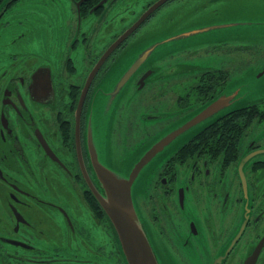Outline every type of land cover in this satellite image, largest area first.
Listing matches in <instances>:
<instances>
[{
    "label": "flooded vegetation",
    "instance_id": "obj_1",
    "mask_svg": "<svg viewBox=\"0 0 264 264\" xmlns=\"http://www.w3.org/2000/svg\"><path fill=\"white\" fill-rule=\"evenodd\" d=\"M72 1L73 31L58 72L50 64L31 58L17 64L16 55L12 56L14 62L0 65V264H126L110 218L83 171L96 184L89 112L105 76L119 65L128 49L145 42L136 36L141 27L177 0H167L156 8L106 57L89 82L101 55L157 0H105L101 5V0ZM4 6H0V15ZM113 12L119 14L120 22L95 51L98 46H91L92 28L87 26L95 17L103 23ZM80 44L85 52L81 69L72 55ZM155 59L145 61L132 75L128 86L132 84L133 91L158 80L168 84L174 80L169 69H160L166 65L165 57ZM218 68L222 67L192 64V73H177L183 79L194 77L187 83V94L181 96L183 105L173 110L152 106L144 113L146 121L159 124L154 114L161 112L166 115L161 121V130H165L218 96L228 82L218 85L212 99L194 88L203 80L201 73ZM142 78L144 85L140 87ZM116 111L117 105L107 144L116 140ZM199 132L183 144L196 139L186 153L176 152L181 145L156 171L152 183L134 193L157 258L160 264H245L256 253L254 264H264V232L250 235L251 227L258 225L254 228L257 232L264 218V152L243 164L246 184L240 170L243 158L264 149V141L243 139L236 158L225 163L223 155L197 151V142L204 140L197 137ZM142 143L140 140L130 147L136 149ZM107 152L110 165L119 170L121 165L111 161L109 146ZM60 176L68 180L66 186ZM96 186L104 193L101 184ZM247 215L241 236L226 253Z\"/></svg>",
    "mask_w": 264,
    "mask_h": 264
},
{
    "label": "rangeland",
    "instance_id": "obj_2",
    "mask_svg": "<svg viewBox=\"0 0 264 264\" xmlns=\"http://www.w3.org/2000/svg\"><path fill=\"white\" fill-rule=\"evenodd\" d=\"M170 4L164 6L154 18L141 27L142 32H138L136 36L145 42L128 49L120 59L124 62L122 61L117 67L119 71L123 64H125L124 68L127 67L131 51L137 53L140 48L151 45L155 40L169 44L160 53L158 52V56L165 57L166 60V65L160 66V69L165 72L169 69L175 78L169 82L170 84L166 80H158L137 91H133L131 84L123 87L118 95L106 96L100 102L102 109L107 112L118 100L113 119L116 140L111 139L107 144L110 140L109 133L107 137L102 136L101 129L98 130L100 144L97 149L103 161L108 159L109 146L112 151L111 161L128 168L145 149L147 143L160 137L163 131L161 121L166 115H162L161 112L154 114L160 119L159 124H156L155 121L147 122L144 113L146 109L155 105L167 110L177 109L178 106L183 105L185 100L181 96L186 93L189 86L187 83H190L194 77L184 78L186 81H183L182 76L177 73L185 75L192 73L190 69L192 64L222 67L229 71L230 78L225 88L233 98L220 113L253 102H262L264 107V73L260 74L264 69V0H177ZM3 11L0 15V65L14 62L12 56L16 55L17 64L20 63V59L31 58L35 62L50 64L54 71L58 72L64 60L63 53L66 51L67 40H70L69 36L73 31L71 25L75 18L73 1L18 0L8 3ZM118 20L119 14L113 12L103 23L95 17L94 22L87 26L92 28L90 35L93 38V45L91 46L93 48L98 46L95 51L101 48V40L105 39L111 30L117 28L120 22ZM111 25L114 28H111ZM202 28L210 29L166 41L171 38L170 35L177 34L181 30L192 31ZM176 41L177 43L173 44ZM84 53L82 44L72 52L79 69L83 63L85 64L82 59ZM185 57H193L196 61H188ZM113 73L107 74L104 78L103 86L107 90L115 88L122 72L115 77L112 76ZM116 74L115 72L114 75ZM182 83L185 84L180 85ZM164 91L168 95H161ZM179 100L183 101L179 103ZM122 104L124 107L121 109ZM106 120L97 123L102 127ZM211 121L213 116L167 144L151 161L150 166L142 172L135 189L140 190L149 186L160 166L187 142L193 133ZM243 139L264 141V120L254 121ZM140 140L144 143L138 148L130 147ZM60 177L64 180L63 186H66L68 180L64 176ZM7 211L11 213L9 208ZM2 218L0 214V221ZM260 223L257 232L254 228L258 225L255 224L250 229L251 234L248 232V235L263 233L264 218ZM63 243L71 244L65 241Z\"/></svg>",
    "mask_w": 264,
    "mask_h": 264
},
{
    "label": "water",
    "instance_id": "obj_3",
    "mask_svg": "<svg viewBox=\"0 0 264 264\" xmlns=\"http://www.w3.org/2000/svg\"><path fill=\"white\" fill-rule=\"evenodd\" d=\"M105 0H101L98 5H101ZM167 0H157L154 2L137 20L136 22L130 26L118 39L101 55L95 69L91 72L88 82L90 78L93 77L95 70L103 63L106 57L126 38L128 37L138 26L160 5H162ZM97 5V6H98ZM96 6V7H97ZM210 28H202L195 29L192 31H179V33L170 35L171 38L166 41L175 40L177 38L183 37V35H190L192 33H197L199 31L209 30ZM177 43L173 42V44ZM166 45L164 42L155 41L151 43V45L140 48V51L137 53H133L131 51L129 55V63L127 67L124 68L125 64H123L121 70L119 71V67L115 68L112 72L113 77L117 76L121 73V77L119 76V82L115 85V88L111 90H107L103 86L104 80L98 85L91 102L90 115H89V140H90V148L95 149L92 152L93 164L95 169L96 176V184H101L103 187L102 193L96 186V184L92 181L87 171L84 170L85 178L93 190L96 198L98 199L100 205L108 214L110 221L112 223V227L118 238L120 243L121 250L125 257L126 264H160L155 249L151 243V237L148 233V230L145 226L144 217L137 205L135 199V185L138 180L141 178L142 172L150 166L151 161L156 157V155L165 148V146L181 135L183 133L190 132L196 125L200 124V122H204L206 119L213 116V121L218 119L219 117L233 111L236 108L227 110L223 113L220 111L228 105L233 96L228 94L226 88L215 98L209 101L207 104L201 106L196 111L185 115L180 118L167 129L163 130L160 133V137L151 141L145 149L138 155V158L133 162L132 166L129 165L125 167H121V169L117 170L112 167L109 163V160L103 161L100 157V153L97 149L100 144L99 140V128L101 129V135L106 136L109 133L110 124L112 114L114 112L117 101L112 105V107L105 112L104 109L100 106V102L109 95L115 96L118 95V92H121L126 86H128V82L132 75L136 72V70L144 64L145 61H154L155 57L158 56V52L165 48ZM172 45V43H170ZM123 60L120 61V63ZM124 62V61H123ZM119 63V64H120ZM124 68V69H123ZM116 70V71H115ZM111 72V73H112ZM115 72L117 73L116 75ZM149 73V72H148ZM147 73V74H148ZM264 73V69L260 74ZM146 74V75H147ZM143 76V77H146ZM118 80V79H117ZM88 82L86 84H88ZM117 83V81H116ZM144 85L143 78L140 80L139 86L142 87ZM124 87V88H123ZM86 90L84 88L80 105L82 104L85 97ZM101 111V112H99ZM103 119H107L106 123L99 125L97 122L102 121ZM211 121V122H213ZM96 122V123H95ZM210 122V123H211ZM210 123L204 125L201 129L209 125ZM197 130V131H199ZM196 131V132H197ZM194 135V133L192 134ZM93 137L95 142L93 143ZM97 150V151H96ZM264 149H259L256 152L249 154L240 164V170L242 177L245 182V174L243 171V164L251 158L256 153H262ZM248 207L246 208L247 212ZM248 215L246 216L245 221L241 225L238 234L232 241L226 253L232 248L234 243L238 240L243 232L246 223H247ZM254 253V252H253ZM257 254H253L252 256L247 258L245 264H254L256 261ZM226 254L223 255V258Z\"/></svg>",
    "mask_w": 264,
    "mask_h": 264
},
{
    "label": "trees",
    "instance_id": "obj_4",
    "mask_svg": "<svg viewBox=\"0 0 264 264\" xmlns=\"http://www.w3.org/2000/svg\"><path fill=\"white\" fill-rule=\"evenodd\" d=\"M13 1L18 0H0V6L2 4L6 6ZM200 77L203 78L201 84H198L194 88L210 98V95L215 91L218 85L226 84V82L229 81L230 75L229 71L225 68H218L206 70L200 74ZM222 90H224V88ZM256 120L258 122L264 120V107L262 106V102H253L237 107L200 130L197 137H201L204 140L197 142L195 148L198 152H203L206 155H223L225 163H228L236 158L238 147L243 140V136L251 124ZM193 141L194 142L190 141L182 145L176 152L180 155L181 153H186L188 148L195 144L196 139Z\"/></svg>",
    "mask_w": 264,
    "mask_h": 264
}]
</instances>
